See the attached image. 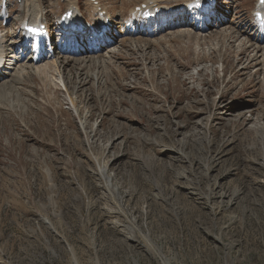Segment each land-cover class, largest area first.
I'll return each mask as SVG.
<instances>
[{"label":"rangeland","instance_id":"374dc122","mask_svg":"<svg viewBox=\"0 0 264 264\" xmlns=\"http://www.w3.org/2000/svg\"><path fill=\"white\" fill-rule=\"evenodd\" d=\"M30 1L58 46L63 11ZM98 1L77 6L112 18L96 54L45 42L0 91V264H264L257 1L218 0L201 32L193 0L153 22L130 16L146 0ZM23 5L0 0L6 40Z\"/></svg>","mask_w":264,"mask_h":264},{"label":"bare ground","instance_id":"6f19581e","mask_svg":"<svg viewBox=\"0 0 264 264\" xmlns=\"http://www.w3.org/2000/svg\"><path fill=\"white\" fill-rule=\"evenodd\" d=\"M21 1L24 2V5L19 10L20 14H17V16L14 17V19H13L14 21L19 22V24H20L25 20L36 21L37 19H42L43 15L39 12L40 10L37 11L38 10L37 5L35 7V3L33 1H30V0H21ZM60 1H61V3L63 2L64 4L60 5L59 4ZM181 1L182 0H171V2L169 3V0H146L144 2V4L146 6H148V8L153 7V8H160V9H164V10H168L170 8L172 10L171 13H175V11L177 13V10L179 9L180 6H175V4H177L179 2L177 4V5H179ZM187 2H188V0H187ZM139 4H138V6H139ZM169 4H172V5L169 6ZM54 5L56 7H60V10L63 11V13H66L68 11H72L76 15L75 21L79 22V28H78L79 32L78 33L80 35V39H76V42L72 43L69 48H67V46H60V45H63V38H62L61 43H59L58 46L54 45V44H49V43H48V45L52 48L54 55H55V52H58L60 54L61 53L62 54L63 53L69 54L71 56L82 55L85 51V49L83 48L85 46V43L83 41H82V43H80L81 39H83L82 37L84 36V32L82 31V29H84V28L82 27V24L85 25L86 23H84L83 20L81 19L82 16L80 14H78V7H79L78 6V0H56ZM86 6H88L90 8V10H92V8L96 9L95 6L91 5L87 1H86ZM138 6H136V7H138ZM188 7H190V4L188 5ZM96 10H98V9H96ZM103 11L108 12V10L105 8L103 9ZM132 13H133V11H132ZM202 13H205V12L201 11L200 14H196L195 19L197 17H203L204 18L205 15H203ZM6 15H7L6 14V8L4 9V11H3V9H1L0 10V26L2 25V22L4 21ZM107 15L110 16L109 12ZM165 15L166 14H164V16ZM184 15H186V13ZM108 16H105V17H108ZM134 16L136 17L135 14H134ZM166 18H167V16L164 17L163 20H165ZM109 19L112 20V18H109ZM195 19H194V21H195ZM210 19H211V15H206V17L204 18V22H202V23L197 22L196 24H194V22H193L190 25V27H194V30H196V31L198 30L199 32H201V30H205V28L208 27L206 23L211 22V21H209ZM58 21H59V18H58ZM204 24H206V26H204ZM88 25L92 29V33L94 34V38L98 39L96 37V30H93V26L91 25V23L87 22V26ZM198 26H199V28H198ZM258 26H259L260 37H264V33H263L264 23H260ZM194 30L192 31V34L190 33L191 35L195 34ZM189 31H191V30H189ZM1 32H3V29H1V27H0V33ZM199 34H201V33H199ZM18 36H16V37H18ZM48 39H50V36L49 37L45 36L42 39L37 38L35 50L33 52H31L32 51L31 48L33 46H30V48H29V45H26V40H24L23 38L19 39V37H18V40L14 38V41H12L11 38L9 40H6V38L3 35H0V81L2 80L1 84H3L2 86H0V91H3L6 86H11L13 83L20 82V80L24 76L28 75V72H26V68H27L26 65L25 64L20 65L17 63L19 58H21L20 55H23L26 52V50L29 48L30 50L27 53H25L28 56L27 61L32 62L33 65H37V62H38L39 57L41 55V51H40L41 46L43 45V47L45 49L44 40H46L48 42L49 41ZM10 40L12 42H10ZM59 41H60V39H59ZM60 47H64V49L62 50V49H60ZM29 52H31L30 55H28ZM79 58L73 59V61L78 62ZM29 68H30V66H29ZM40 70H44V69L38 68V69H35V72H39ZM8 71H14V72L12 74V73H9Z\"/></svg>","mask_w":264,"mask_h":264},{"label":"snow or ice","instance_id":"6c2138e0","mask_svg":"<svg viewBox=\"0 0 264 264\" xmlns=\"http://www.w3.org/2000/svg\"><path fill=\"white\" fill-rule=\"evenodd\" d=\"M262 2H264V0H262ZM32 31H35L34 29Z\"/></svg>","mask_w":264,"mask_h":264}]
</instances>
